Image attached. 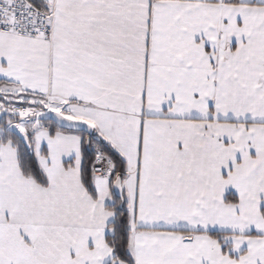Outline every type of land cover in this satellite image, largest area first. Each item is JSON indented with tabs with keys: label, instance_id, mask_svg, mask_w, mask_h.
<instances>
[{
	"label": "snow or ice",
	"instance_id": "6c2138e0",
	"mask_svg": "<svg viewBox=\"0 0 264 264\" xmlns=\"http://www.w3.org/2000/svg\"><path fill=\"white\" fill-rule=\"evenodd\" d=\"M0 264H264V0H0Z\"/></svg>",
	"mask_w": 264,
	"mask_h": 264
}]
</instances>
